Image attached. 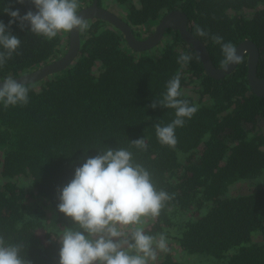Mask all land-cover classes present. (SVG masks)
I'll list each match as a JSON object with an SVG mask.
<instances>
[{"label":"trees","instance_id":"trees-1","mask_svg":"<svg viewBox=\"0 0 264 264\" xmlns=\"http://www.w3.org/2000/svg\"><path fill=\"white\" fill-rule=\"evenodd\" d=\"M93 1L78 0L77 12ZM114 1L126 7L125 17L139 38L140 27L181 9L216 67H221L222 52L212 35L236 47L252 40L259 49L257 75L264 77V0ZM5 7L21 16L36 10L31 0H0V21L6 26L12 18ZM86 23L79 53L67 69L27 84V106L5 109L0 103V236L6 244H21L30 264H60V233L77 226L59 212L57 190L88 157L107 147L123 148L150 173L155 189L170 197L157 217L144 218L146 234L157 239L163 234L167 243L149 264H184L174 246L187 256L222 264H264V186L230 193L237 181L264 174V130L258 125L264 120V96L250 86L246 57L227 76L214 78L176 30L168 31L171 40L156 55L131 49L104 20ZM197 26L209 35H197ZM10 31L21 46L0 67V80L61 56L70 40L69 33L52 40L37 36L28 26L21 30L19 21ZM182 53L193 57L184 66L177 62ZM177 72L180 98L198 111L176 128V145L167 146L159 142L154 125L171 123L175 110L149 105L162 98ZM142 137L146 148L131 143ZM23 176L30 179V190L17 183Z\"/></svg>","mask_w":264,"mask_h":264},{"label":"clouds","instance_id":"clouds-1","mask_svg":"<svg viewBox=\"0 0 264 264\" xmlns=\"http://www.w3.org/2000/svg\"><path fill=\"white\" fill-rule=\"evenodd\" d=\"M25 0H19L23 4ZM35 11L21 16L19 10L5 7L12 19L6 26L0 21V67L14 54H19L21 39L11 31V25L19 21L37 36L52 40L60 33L74 30L84 32L88 24L77 14L78 0H31ZM84 7V6H82ZM81 7V8H82ZM80 8V9H81ZM197 35L206 37L199 26ZM211 40L222 52L220 66L227 71L230 65L242 62L237 47L224 42L223 37L212 35ZM193 57L182 53L178 57L181 66ZM181 74L177 72L166 84V92L159 100L153 99L150 108L175 110V119L165 125H154L156 136L162 145L175 146V130L185 125L198 111V107L181 99ZM30 89L11 75L0 82V103L5 109L27 106ZM151 119L150 117H148ZM137 148H146L144 137L131 141ZM88 157L75 169L73 179L58 189V210L77 226L60 233V264H149L155 261L156 248L166 250V237L146 234L142 227L144 218L157 217L164 202L170 197L167 192L157 191L150 173L141 165L132 162V153L123 148L107 147ZM155 245V247H154ZM21 244H6L0 236V264H30L21 255Z\"/></svg>","mask_w":264,"mask_h":264},{"label":"water","instance_id":"water-1","mask_svg":"<svg viewBox=\"0 0 264 264\" xmlns=\"http://www.w3.org/2000/svg\"><path fill=\"white\" fill-rule=\"evenodd\" d=\"M77 14L81 15L85 22L93 19H100L116 27L124 35L129 47L136 52H143L159 46L169 30H176L180 33L185 42L194 48L201 58L207 73L214 78H223L238 66V64L230 65L227 71H224L221 67H216L206 44L189 29L187 15L181 9L167 12L157 22L153 32L147 37L142 38L137 37L134 28L129 24L126 18L107 7L100 6L98 0H94L92 4L82 7ZM69 39V44L64 54L38 68L13 78L18 80L19 83L27 85L41 82L47 77L67 69L74 62L79 53L81 46L80 32L78 30L69 32ZM237 52L243 59L245 57L247 59L248 80L252 90L257 95L264 96V77H259L257 75V65L259 61V49L257 45L252 40H245L237 46ZM3 80L4 79H1L0 82H3Z\"/></svg>","mask_w":264,"mask_h":264},{"label":"rangeland","instance_id":"rangeland-1","mask_svg":"<svg viewBox=\"0 0 264 264\" xmlns=\"http://www.w3.org/2000/svg\"><path fill=\"white\" fill-rule=\"evenodd\" d=\"M103 2H105V7H107L110 10H112L113 12L119 14L120 16L126 18L125 16L127 14L126 13L127 10H126V7L124 5L118 4L114 0H107V2L105 0H103ZM107 3H108V5H107ZM156 24L157 23H154L152 25H148L146 27H144V26L140 27L139 29H140V31L142 33L141 34V38L142 37H147L150 33H152L153 30H154V27L156 26ZM171 36H172V33L168 32L165 35L162 43L159 46L150 49L147 53L158 55L160 53V49L163 47V45L167 41L171 40ZM67 42H65V44H64V49H67V47H68L66 45ZM65 51L63 52V54L65 53ZM188 92H190L191 94H195V93H192V87H190V89L188 88ZM258 125H259V127L261 129L264 130V120H260ZM2 181H4V180L1 179V177H0V184H1ZM16 181H17V183L20 186L25 187L27 190L31 189V181H30V179L28 177L23 176V177L18 178ZM261 186H264V174H263L262 177H260L258 179L254 178V179H244V180L237 181L233 185L232 190H231L230 193H240V192L241 193L242 192L245 193V192L253 191L256 188L261 187ZM41 202L43 203L44 201H40V203ZM146 222H147V220L145 219V222L143 223V225L147 224ZM143 225H142V227H143ZM173 250H174V252L176 254V257L178 259H180L184 264H222L219 261L214 260L213 258L202 257V256H187L184 252L178 250L177 246H174ZM163 251L158 249V251L156 252L157 256L161 257V252H163Z\"/></svg>","mask_w":264,"mask_h":264},{"label":"flooded vegetation","instance_id":"flooded-vegetation-1","mask_svg":"<svg viewBox=\"0 0 264 264\" xmlns=\"http://www.w3.org/2000/svg\"><path fill=\"white\" fill-rule=\"evenodd\" d=\"M105 1L107 2V0H105ZM92 3H93V2H92ZM92 3L89 2V3L86 4V5H90V4H92ZM98 4H99L100 6H102V7H105V2H103V0H102V2H99V0H98ZM86 5H85V6H86ZM107 5H108V3H107ZM105 8H106V7H105ZM164 15H165V14H164ZM164 15H163V16H164ZM163 16H162V17H163ZM162 17H161V18H162ZM161 18H160V19H161ZM160 19H159V20H160ZM140 38H141V35H140Z\"/></svg>","mask_w":264,"mask_h":264}]
</instances>
